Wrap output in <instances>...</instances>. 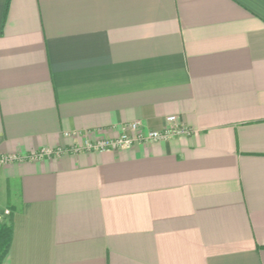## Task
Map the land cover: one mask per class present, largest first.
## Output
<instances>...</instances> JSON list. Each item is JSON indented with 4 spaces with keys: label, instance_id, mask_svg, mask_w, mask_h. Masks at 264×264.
Here are the masks:
<instances>
[{
    "label": "crops",
    "instance_id": "obj_1",
    "mask_svg": "<svg viewBox=\"0 0 264 264\" xmlns=\"http://www.w3.org/2000/svg\"><path fill=\"white\" fill-rule=\"evenodd\" d=\"M0 210L2 264H264V0H0Z\"/></svg>",
    "mask_w": 264,
    "mask_h": 264
},
{
    "label": "built area",
    "instance_id": "obj_2",
    "mask_svg": "<svg viewBox=\"0 0 264 264\" xmlns=\"http://www.w3.org/2000/svg\"><path fill=\"white\" fill-rule=\"evenodd\" d=\"M167 126L160 131H146L138 122L124 126L121 130V135L114 139H104L96 142L86 141L83 145L72 149L73 152H115L130 150L138 144H147L151 142L170 141L175 138L189 136L190 130L184 126L178 117L170 116L166 120ZM58 152H44L40 155L32 156L30 159H42L45 157H53L61 154ZM18 157H6L2 159V163H10L20 161ZM9 215V212H6Z\"/></svg>",
    "mask_w": 264,
    "mask_h": 264
},
{
    "label": "trees",
    "instance_id": "obj_3",
    "mask_svg": "<svg viewBox=\"0 0 264 264\" xmlns=\"http://www.w3.org/2000/svg\"><path fill=\"white\" fill-rule=\"evenodd\" d=\"M8 9V5L6 8V12ZM13 241V222L10 223H0V264L3 263L4 259L8 255L11 244Z\"/></svg>",
    "mask_w": 264,
    "mask_h": 264
},
{
    "label": "rangeland",
    "instance_id": "obj_4",
    "mask_svg": "<svg viewBox=\"0 0 264 264\" xmlns=\"http://www.w3.org/2000/svg\"><path fill=\"white\" fill-rule=\"evenodd\" d=\"M7 213H6V210H0V223L3 222V220L5 222H3V224L5 223L6 224V219L5 217H7Z\"/></svg>",
    "mask_w": 264,
    "mask_h": 264
}]
</instances>
